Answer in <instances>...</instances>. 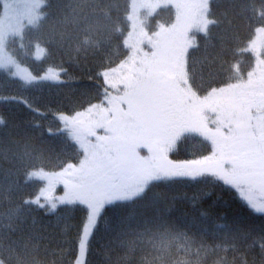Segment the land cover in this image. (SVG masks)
<instances>
[{
  "label": "snow or ice",
  "instance_id": "6c2138e0",
  "mask_svg": "<svg viewBox=\"0 0 264 264\" xmlns=\"http://www.w3.org/2000/svg\"><path fill=\"white\" fill-rule=\"evenodd\" d=\"M0 5V73L20 88L61 82L66 70L49 67L33 72L17 52L35 48L51 55L53 49H72L87 55L113 41L128 49L116 66L99 73L106 87L98 103L74 114H53L61 125L56 131L66 133L80 149L77 163L65 161L59 171L37 166L35 161L42 159L39 150L28 142L21 146L20 141H12L20 146L14 155L24 184L40 182V190L25 198L19 195L16 181L4 190L0 204L8 201L9 207L0 211V229L7 230L5 239L34 209L47 214L58 205L82 206L73 264H86L91 242L110 209H134L157 182L172 185L185 179L220 183L235 190L254 213L264 215V0H130L123 13L119 0H0ZM158 9H173L174 20L152 28L151 18ZM242 25L252 36L239 51L252 54V66L241 72L239 64H232L220 84L209 85L201 94L188 70L189 49L196 48L197 34L210 40L213 28L238 32ZM222 59L226 64V52ZM2 102L45 114L25 96L0 94ZM186 134L209 142L210 154L183 162L168 160L167 153ZM140 149H147L149 155H141ZM54 184H63L64 195L50 199L44 186L51 191ZM159 203L153 199L144 205L155 214L120 233L131 237L120 241L128 254L138 247L145 253L141 264H169V258L171 264H191L178 257L193 250L197 257L227 252L229 247L238 251L249 240L248 247H258L264 257V233L253 237L250 230L215 223V228L224 230L223 241L208 244L167 219ZM133 215L129 212L127 218ZM200 219L207 220L208 213L201 212ZM0 264L46 262L0 244ZM214 264L248 261L222 258Z\"/></svg>",
  "mask_w": 264,
  "mask_h": 264
},
{
  "label": "trees",
  "instance_id": "16d2710c",
  "mask_svg": "<svg viewBox=\"0 0 264 264\" xmlns=\"http://www.w3.org/2000/svg\"><path fill=\"white\" fill-rule=\"evenodd\" d=\"M129 3L130 0H119L121 13ZM170 11L172 9L157 10L151 18L154 23L151 27L155 28L161 22L168 24L169 20L174 19V12ZM2 13L0 5V15ZM251 36L249 29L243 25L238 32L213 28L210 40H205L203 34H197L196 48L189 50L188 70L191 82L200 89L201 94L209 85L220 84L232 64H239L241 72L249 70L254 57L239 49L247 45ZM120 45V41H113L111 45L105 44L87 55L78 54L72 49H53L51 55L42 51L39 57L43 59L37 58L35 48L17 52L19 59L33 72H42L49 67L65 69L61 73L63 82L46 81L23 89L0 73V94L25 96L45 113L42 116L35 114L18 103H0V116L5 121V124L0 125V185H3L0 196L13 181L19 184V195L25 198L36 195L40 190V182L24 184L19 162L14 155L20 146L12 141H20L21 146L25 142L30 143L39 150L42 157L35 164L52 171H59L65 161L77 163L82 158L78 145L66 133L56 131L61 125L53 114H74L101 100L106 85L99 73L110 66H116L125 58L128 49ZM224 52L227 53L226 64L222 59ZM49 129L56 131V134L50 135ZM210 149V143L195 134L180 144L171 156L175 162H183L208 155ZM208 179L211 181L212 178ZM157 185L134 209L109 210L105 223L91 242L86 264H141V256L145 253L138 247L136 252L128 254L127 247L121 246L120 241L131 237H122L120 233L129 227L137 228L143 218L150 219L155 214L153 208L144 207L153 199L160 201L158 207L167 219L174 221L182 230H187L190 235L195 234L198 239L203 237L208 244L223 241L224 230L215 228V223L228 225L233 230H250L253 237L264 233V215L254 213L235 190L220 183H204L202 178H198L185 179L172 185L157 182ZM206 192H211V195L205 196ZM19 195L13 193L14 199L18 200ZM8 207V201H4L0 204V211L6 212ZM169 208L171 211H167ZM129 212L134 213L131 219L127 218ZM201 212L208 213L207 220L200 219ZM83 217L84 209L78 205H58L55 212L47 214L43 210L34 209L26 214L19 229L8 233L9 239L4 238L7 230L0 229V244L5 248L11 246L15 253L25 256L37 255L46 264H73L77 230ZM248 244H251V240L241 244L238 251L229 247L227 252L202 253L197 257L193 250L191 254H181L178 258L190 261L191 264H197V261L200 264H214L222 258L229 261L235 258L238 262L243 257L248 264H253V261L262 264L264 257H261L259 248H249Z\"/></svg>",
  "mask_w": 264,
  "mask_h": 264
},
{
  "label": "rangeland",
  "instance_id": "374dc122",
  "mask_svg": "<svg viewBox=\"0 0 264 264\" xmlns=\"http://www.w3.org/2000/svg\"><path fill=\"white\" fill-rule=\"evenodd\" d=\"M158 10H159V9H158ZM156 12H157V10H156ZM170 12H174L173 9H172V11H170ZM173 20H174V19L169 20L168 24H170ZM151 21H152V20H151ZM161 23H162V22H161ZM153 24H154V23L152 22V23H151V26H152ZM164 24H165V23H164ZM165 25H167V24H165ZM156 26H157V25H156ZM156 26H155V28H156ZM142 47H146V45H142ZM189 50H190V49H189ZM41 53H42V51H40V52L37 51V52H36V56L39 57V56L41 55ZM27 68H28V67H27ZM60 79H61V82H63L62 77H61ZM53 82H54V81H53ZM56 83H57V82H56ZM97 131H98L99 134H101V135L103 134V131H102V130L98 129ZM192 135H195V134H186V135L182 136V137L177 141V143H176V145L173 147V149L167 153V159H168V160H171V161H173V162H175V161L172 159L171 154H174V153L178 150L180 144L185 143L186 139H188V138L191 137ZM139 151H140L141 155H143V156H147V155H149V153L147 152V149H140ZM176 162H178V161H176ZM72 163H74V162H72ZM44 188H45V195H47L50 199H52V198H58V197L64 195L63 184H54L53 187H52V190H51V191H48L46 185L44 186Z\"/></svg>",
  "mask_w": 264,
  "mask_h": 264
}]
</instances>
